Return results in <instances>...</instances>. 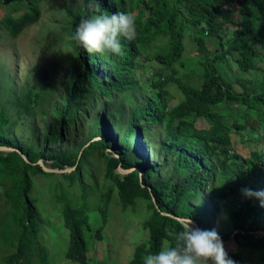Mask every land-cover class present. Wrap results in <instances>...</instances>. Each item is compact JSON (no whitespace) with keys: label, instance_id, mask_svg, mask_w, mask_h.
I'll return each mask as SVG.
<instances>
[{"label":"trees","instance_id":"trees-1","mask_svg":"<svg viewBox=\"0 0 264 264\" xmlns=\"http://www.w3.org/2000/svg\"><path fill=\"white\" fill-rule=\"evenodd\" d=\"M88 2L55 5L64 33L55 39L66 38L68 71L43 129L17 140L0 106V146L15 148L0 150V264L50 263L31 197L39 175L62 208L68 260L105 264L87 257V235L102 239L116 190L123 207L144 199L149 212L143 221L149 239L135 246L127 264H143L148 252L171 244L178 218L189 216L205 230L222 216L220 237L232 236L237 244L228 256L237 264H264V207L241 191L264 190V90L249 92L251 80L244 77L258 70L264 83V65L258 63L264 61V0H96L94 13ZM115 12L136 18V38H121L123 56L89 54L71 39L82 16ZM41 14V0H0V37L16 39ZM185 50L202 58H186ZM188 60L203 69L199 83L179 74L177 66ZM221 61L238 72L241 90L221 71ZM149 72L141 82L139 74ZM47 79L44 74L11 100L18 114L34 113L53 95ZM147 85L150 96L138 100L131 91ZM171 86L180 93L173 103ZM221 105L238 117L226 121ZM198 119L207 125L198 126ZM86 125L84 139L71 144ZM237 132L254 144L247 155L233 148ZM38 160L52 169L74 168L46 171ZM119 167L130 171L122 175ZM90 210L99 212L103 224L90 226Z\"/></svg>","mask_w":264,"mask_h":264},{"label":"rangeland","instance_id":"rangeland-1","mask_svg":"<svg viewBox=\"0 0 264 264\" xmlns=\"http://www.w3.org/2000/svg\"><path fill=\"white\" fill-rule=\"evenodd\" d=\"M65 1L78 2L79 0H41L42 14L37 23L25 29L16 39H9L7 36L4 38L0 37V106H3L8 113L9 126L7 131L17 140L30 137L34 130L41 131L43 129V125H46L51 118V106L59 99L58 94L62 91L61 87L64 83L62 75L68 71L64 58L68 56V53L66 38L62 40L55 39L58 35H64L57 28L56 21L60 18V13L55 9V5H60L61 2ZM233 27L231 26L229 29H233ZM209 48L214 50L215 45L210 42ZM189 52L185 50V53L189 55L186 58H202L197 53ZM258 63L264 65L263 59ZM217 64L224 75L234 81L233 86L235 88H233L237 91L241 90V87L235 82V73L237 74L238 72L230 67L231 64L229 65L227 61L217 62ZM139 68L142 69V65L139 64ZM177 68L181 71L179 74L184 75L188 80L200 82V72L203 69L197 61L188 60L185 67L177 66ZM44 74H47V80L53 84V95L46 97L43 106L34 109V113L28 116L18 114L17 110L12 106L11 100L18 93L24 92L32 86ZM149 75L151 76L152 74L150 72L139 74V80L144 82ZM244 77L251 80L247 86L249 92L259 89L264 90L260 71L255 70L251 74H245ZM131 92L135 94L138 100H145L150 96L148 85L144 86V90L135 89ZM178 92L174 86H171L168 96L169 101L173 99L174 95H180ZM176 99L175 97L170 103L175 102ZM125 106H128V104L126 103ZM218 109L225 114L226 121L229 122H233V118L238 117L239 114L227 105H221ZM250 114L254 115L253 113ZM240 117L244 118L245 114H240ZM197 125L206 126L207 124L204 119H198ZM87 127L88 125L83 128L84 130L78 132L77 137L71 138V144L78 143L84 139L85 128ZM239 135L237 132L231 136L233 148L239 153L247 155L250 148L254 147V144H249L246 140L243 142ZM157 162L156 160L154 161V163ZM44 166L51 169L49 166ZM118 169L117 172L123 175ZM55 170L56 172L59 171V169ZM49 184L50 182L44 181L40 175L36 176L31 192V197L34 199L36 207L37 222L40 227L39 240L48 249L49 264H79L65 257L68 246V233L60 214L62 208L52 196ZM145 204L146 201L144 199H136L133 205L123 207L120 204L117 191L114 190L106 214L107 219L101 232L102 239L96 241L91 238V235H87V257L93 262L127 264L135 246L141 242H147L149 239L148 229L143 227V221L149 213ZM88 215L91 227H98L103 224L101 216L96 210H90ZM220 221L225 222L222 216L216 225L210 229H215L219 235H221ZM223 243L226 252L237 250V244L232 236L228 240H223ZM247 261H253V259L248 256Z\"/></svg>","mask_w":264,"mask_h":264},{"label":"clouds","instance_id":"clouds-1","mask_svg":"<svg viewBox=\"0 0 264 264\" xmlns=\"http://www.w3.org/2000/svg\"><path fill=\"white\" fill-rule=\"evenodd\" d=\"M89 13L96 10V0H89ZM136 18L132 13L115 12L111 15L90 14L80 18L71 37L89 54L109 52L123 56L121 38H136ZM246 197H256L264 207V190L242 189ZM180 230L171 234L173 242L158 252H148L143 264H237L228 256L224 243L215 229L205 230L194 225L192 218L177 221Z\"/></svg>","mask_w":264,"mask_h":264},{"label":"water","instance_id":"water-1","mask_svg":"<svg viewBox=\"0 0 264 264\" xmlns=\"http://www.w3.org/2000/svg\"><path fill=\"white\" fill-rule=\"evenodd\" d=\"M15 148H13V147H7V146H0V150H4V151H12V150H14ZM19 153L22 155V157L27 161V158H26V156L24 155V154H22L20 151H19ZM38 163L40 164V165H42L43 166V168H44V170H46V171H55L56 172V170L55 169H48V168H46L44 165H43V163H42V161L41 160H38ZM74 167H69L68 169H66V170H59L58 172H62V171H67V170H71V169H73ZM58 170V169H57ZM120 172H122L123 174H125V173H127V172H129L130 171V169H128V170H126V169H122L121 167H119V169H118ZM179 220L180 219H182V218H178ZM194 225L196 226V227H199V225L196 223V222H194Z\"/></svg>","mask_w":264,"mask_h":264}]
</instances>
